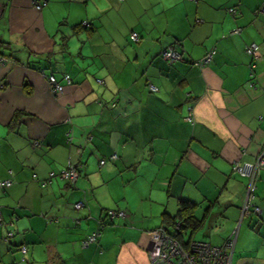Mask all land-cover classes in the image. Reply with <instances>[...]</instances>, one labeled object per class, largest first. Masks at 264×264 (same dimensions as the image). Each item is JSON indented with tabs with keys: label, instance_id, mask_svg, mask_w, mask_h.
<instances>
[{
	"label": "crops",
	"instance_id": "0c3cea01",
	"mask_svg": "<svg viewBox=\"0 0 264 264\" xmlns=\"http://www.w3.org/2000/svg\"><path fill=\"white\" fill-rule=\"evenodd\" d=\"M263 1L0 0V264H149L179 199L203 219L190 240L235 232L231 264H264V169L248 217L249 178L232 170L264 152ZM169 46L182 60H162ZM65 73L55 95L45 75ZM105 210L124 216L81 246Z\"/></svg>",
	"mask_w": 264,
	"mask_h": 264
},
{
	"label": "built area",
	"instance_id": "2783aa9c",
	"mask_svg": "<svg viewBox=\"0 0 264 264\" xmlns=\"http://www.w3.org/2000/svg\"><path fill=\"white\" fill-rule=\"evenodd\" d=\"M196 2L197 0H190ZM260 11H264V4L262 5V8ZM131 38L133 40H137V34L135 32L131 33ZM250 51L249 48L247 51L252 54L251 50L252 47L255 49H258L254 44H251ZM254 49V50H255ZM211 52V51H210ZM253 55V54H252ZM162 56L167 60H180V54L170 47L168 49L163 50ZM211 54H208V56L204 57L202 61H196L200 65H203L205 62H207L210 58ZM0 60H3L0 58ZM253 67V66H251ZM47 81L50 87V90L52 93L61 94L64 89L65 84H70V80L67 75H64V83L60 84L56 81L55 77L53 75H49L47 77ZM149 88L151 90H156V88L153 85H149ZM116 157L115 154L111 155V159H114ZM259 158L258 162L260 164H264L262 162L263 160H260V155L257 157ZM104 161L101 160L100 164H102ZM256 162V159L255 161ZM257 162V163H258ZM242 166V167H241ZM238 168V173L240 175L246 176L249 178L247 191H246V200L244 205L241 209V214L246 216L250 212V207L253 208L254 212L259 213L260 210L255 207L254 205L250 203V199L252 198L251 192L254 188L253 184V177H252V165L249 163H242ZM243 169V170H242ZM58 176L61 177L64 180H69L70 182H74L77 177V172L73 165L70 163L67 165V168L61 170L58 173ZM11 184V180H3L0 181V189H3L4 187H7ZM82 206V202H77L75 204V207L79 208ZM106 216L110 219H113L114 217H123L124 212L122 210H108L106 211ZM1 221V217H0ZM97 234V233H96ZM151 236V246L152 249H150V252H148V260L149 264H164L170 263V264H231V254L235 242V232H232L231 236L228 237V239L221 245V246H214L210 243H207L205 241H198V240H189L184 246H182L179 242H177L176 239H174L172 236L167 234L163 227H158L152 231L149 232ZM11 234L8 233L7 236H10ZM6 236V237H7ZM95 232L88 235V237L83 241L82 246L86 247L87 244L94 240L95 238ZM25 248L21 247V252H24Z\"/></svg>",
	"mask_w": 264,
	"mask_h": 264
},
{
	"label": "trees",
	"instance_id": "16d2710c",
	"mask_svg": "<svg viewBox=\"0 0 264 264\" xmlns=\"http://www.w3.org/2000/svg\"><path fill=\"white\" fill-rule=\"evenodd\" d=\"M197 1H201V0H197ZM196 1V2H197ZM264 4V1L261 2L257 7H256V11L255 13H261V14H264L262 13L260 10L262 8V5ZM228 9V12L232 15V14H235V11L234 9L231 7V8H227ZM251 44H254L257 48H258V52H260V46L258 45V43L256 42H253V43H250V44H245V47H244V52L245 54L247 55L248 57V60H249V64H248V67L249 68H252V70L254 72H252V74L250 75L251 76V79H254V77L256 76L255 74V67H256V61L257 59H254V56H252L248 51H247V48H249V46ZM171 49H173L174 51L178 52L180 54V60H182V55H181V52L179 50H177L176 48H174V46H169ZM169 47H166L164 48L163 50L165 49H168ZM163 50L161 51L160 53V56L162 58L163 61H165V63L167 64H171L173 63L174 61H179V60H167L165 59L163 56H162V52ZM212 53V55L214 54V48H211L209 49L207 52H210ZM212 56H210L209 60L207 62H205L204 64H207L210 60H211ZM194 61H192L193 63ZM253 66V67H251ZM249 72H251V69H249ZM49 75H53V74H47L45 75V77L47 78ZM64 75H67L69 80H70V83L72 82L71 80V77L69 76V74L65 73V74H62L61 75V79L58 80L56 79V81L60 84H63L64 82ZM254 85V83H253ZM17 117V116H16ZM112 155V154H111ZM111 155L109 156V158L111 159ZM103 160V159H101ZM99 160V164H100V161ZM113 160V159H112ZM104 161V160H103ZM255 161V160H254ZM104 163V162H103ZM71 164V163H70ZM73 165V167L75 168L76 170V166L74 164H71ZM67 168V166L65 167ZM259 170H262V169H259ZM77 172V170H76ZM256 178V177H255ZM67 183L73 185L74 182H70L69 180H65ZM254 205V204H253ZM257 207L256 205H254V208ZM194 208H195V205L193 202H190L188 200H183V199H179L177 200V207H176V211H175V214L174 215H168L166 213H164V215L162 216V219H161V226L159 227H163V229L165 230V232H167V234H169L170 236H172L174 239L177 240V242H179L182 246H184L186 244V242L184 241L183 237H187V239L190 240V238L192 237V235L194 234V232L201 226L202 222H203V219L202 218H197L195 215H194ZM259 209V207H258ZM260 210V209H259ZM260 213V212H259ZM257 213V214H259ZM252 214H255L253 208L250 207V212L248 215H246L247 217L249 215H252ZM121 218V217H119ZM123 218V217H122ZM113 222V219H110L109 217L106 216V211H104V216L103 218L97 223V228L95 230H93L92 232H90L89 234H86L82 241H81V246H82V243L83 241L88 237V235H90L91 233H94L95 232V238L93 241L89 242L87 244L86 247H88L90 244L94 243L97 239V237L99 236V232L100 230L106 225V224H110ZM158 228V227H157ZM97 233V234H96ZM186 235V236H185ZM188 240V241H189ZM208 243V242H207ZM223 244V243H222ZM222 244L220 245H216V246H221ZM234 245H235V242H234ZM215 246V245H214ZM22 247V246H21ZM21 247H20V251H21ZM24 247V246H23ZM25 248V247H24ZM26 249V248H25ZM233 249H234V246H233ZM233 252V250H232ZM232 256V254H231Z\"/></svg>",
	"mask_w": 264,
	"mask_h": 264
},
{
	"label": "rangeland",
	"instance_id": "374dc122",
	"mask_svg": "<svg viewBox=\"0 0 264 264\" xmlns=\"http://www.w3.org/2000/svg\"><path fill=\"white\" fill-rule=\"evenodd\" d=\"M262 13H264V11H261ZM239 28H235V29H232L230 32L231 33H238L239 32ZM250 46H252V45H250ZM249 46V47H250ZM248 49V48H247ZM255 48H253L252 47V50H251V52H252V56H254V59H258L259 57H260V53L258 52V49H255ZM249 51H250V48H249ZM208 54H211V56H212V53L211 52H208V53H206L205 55H204V57L205 56H208ZM249 69H251V72H250V74H252V72H254L253 70H252V68H249ZM186 119H189V118H186ZM264 151V150H263ZM259 155H260V160H263L262 162H264V152H261V153H259ZM258 155V156H259ZM258 156H256V162H249V164L250 165H252V177H253V179L255 178V177H257V174H258V171H259V169H264V164H260L259 162H258V160H259V158H257ZM258 162V163H257ZM238 166H240V165H237V164H235V165H233L232 166V170H233V172H235V173H237L238 175H240L238 172ZM242 167V166H241ZM243 170V169H242ZM240 176H242V177H245L247 180H248V178L246 177V176H243V175H240ZM257 208H258V206H257ZM105 211H108V210H105ZM114 211V210H113ZM255 214H257L256 212H255ZM115 218H117V217H114L113 219H115ZM167 233V232H166ZM8 235V234H7ZM186 236V235H185ZM200 232H196L194 235H193V237L195 238V239H200ZM151 241V240H150ZM187 243V242H186ZM151 244H152V242H151ZM150 249H152V246L151 245H149V248L146 250V254H147V256H148V252H150ZM164 264H170V263H164Z\"/></svg>",
	"mask_w": 264,
	"mask_h": 264
}]
</instances>
